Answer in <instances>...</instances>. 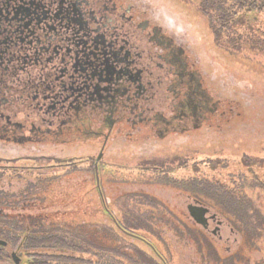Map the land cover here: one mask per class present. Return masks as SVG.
I'll return each instance as SVG.
<instances>
[{
	"label": "rangeland",
	"instance_id": "1",
	"mask_svg": "<svg viewBox=\"0 0 264 264\" xmlns=\"http://www.w3.org/2000/svg\"><path fill=\"white\" fill-rule=\"evenodd\" d=\"M119 4L134 6L145 20L161 27L186 51L205 88L219 102L217 114L199 130L165 139L144 128L134 131L125 126L114 131L107 143L101 136H90L91 141L85 144L0 143V160L40 168L36 170L39 177L0 184L1 211L8 213L14 202L43 193L48 187L44 184H58L66 203H74L68 209L77 210L81 205L86 212L83 223L88 229L79 235L80 240H95L102 248L120 250L116 255L100 251L99 259L92 255L101 264H140L135 250L161 263L150 247L124 237L116 221L153 244L166 264H264V14L238 19L234 34L227 40L226 36L216 38L208 19L190 3L121 0ZM40 117L43 123L50 121L45 114ZM100 154L97 180L94 170ZM71 161L76 165L68 167ZM195 180L209 182L214 189L223 188L239 200L246 199L247 220L237 225L209 206L211 215L217 214L223 226L214 236L216 224L210 222L206 233L189 216L188 206L195 200L183 189L185 186H180L183 181ZM223 199L228 202L226 196ZM143 200L158 205L154 227L148 224L147 216L145 219L146 212L135 206ZM94 223L96 228L89 227ZM12 254L0 249V264H15ZM74 256L87 258L81 252ZM113 256L118 259L113 261ZM94 260L93 264H99ZM29 262L24 258L20 264Z\"/></svg>",
	"mask_w": 264,
	"mask_h": 264
},
{
	"label": "flooded vegetation",
	"instance_id": "2",
	"mask_svg": "<svg viewBox=\"0 0 264 264\" xmlns=\"http://www.w3.org/2000/svg\"><path fill=\"white\" fill-rule=\"evenodd\" d=\"M11 2L24 9L39 5L44 10L28 11L35 20L28 22L31 26L17 29L18 34L4 26L6 52L0 65H7L5 59L28 67L40 66L42 59L52 62L58 76L52 96L67 100L58 106L61 114H75L77 119L71 125L75 128L83 115L94 122L90 133L84 132V127L76 129L83 136H101L107 143L114 131L129 126L134 131L144 128L156 132L165 139L199 130L217 114L219 102L205 88L196 64L175 40L145 20L134 6L125 7L119 4L121 0H0L3 7ZM39 16L47 20V25L34 22ZM39 76L37 72V80ZM31 92L37 93L38 100L40 91L22 90V95L27 93L30 98ZM40 115L15 117L1 109L0 143H44L49 126ZM74 131L70 130V134ZM97 190L103 194L99 186ZM101 202L104 210V196ZM194 202L209 210L203 230L208 233L213 222L216 228L212 235H219L223 223L217 214L211 215L208 205ZM20 259L22 263V256Z\"/></svg>",
	"mask_w": 264,
	"mask_h": 264
},
{
	"label": "trees",
	"instance_id": "3",
	"mask_svg": "<svg viewBox=\"0 0 264 264\" xmlns=\"http://www.w3.org/2000/svg\"><path fill=\"white\" fill-rule=\"evenodd\" d=\"M181 1L193 4L208 19L210 29L216 38L221 37L222 39L226 36L227 40L228 35L234 34L233 29L237 25L238 19L245 20L244 16L252 13L264 14V0ZM5 5L3 7L0 3V58H3L6 52L3 48V44L5 43L3 35L5 31L4 26L8 27L10 32L18 34L17 29L23 26H31L28 22H33V19L35 20L33 15L28 16V11L44 10L39 5L34 6L32 10H29L30 8L24 9L23 7H19V4L13 2L5 3ZM7 12L11 13L9 17H6L8 16L6 15ZM46 21L39 16V20L34 22L40 25H47ZM218 41L219 39H217ZM20 42L26 43V41ZM239 49L241 50V47ZM4 63L7 64L5 67L0 65V110L5 109V111L11 115H15V117L30 116L33 118L35 114H45L50 117V121H45L47 127H49L45 130L46 137H43L42 141L44 143L66 144L91 141L90 135L83 136V132L76 129L84 127V132L90 133L94 122L83 115L79 121L75 122L78 128L71 126L73 120L77 119V116L75 114L69 116L61 114L58 108V106L65 104L67 100L60 96L55 99L52 96L54 86H56V78H58L54 68L55 65L52 62L42 59V64L38 67H28L13 62L11 64L6 59ZM36 71L40 72L38 80ZM22 90H26L27 92L29 90L40 91L38 92L40 94L38 95V100H35V94L37 93L33 94L31 92V97L28 98L27 93L22 95ZM3 100L6 103H2ZM38 102L41 104L40 107H38ZM51 122L54 123L52 126L49 125ZM72 129H75V131L70 134V130ZM55 131L57 132L56 134H54ZM243 160L250 162L251 159L244 157ZM16 162L0 160V184L4 180L27 181L31 177H39L36 175V170L40 168L14 166ZM70 165L74 166L76 164H72L71 161L68 167ZM34 179L38 180L37 182L43 181L41 178ZM165 181H168L167 178ZM187 183L183 181L180 183V186H185L183 189L188 190L194 200L218 210L231 222L235 221L236 224L238 223L237 225L247 220V208H244L246 199L241 198L239 200L233 193L223 190V188H211L209 187V182L206 181L195 180ZM44 185H48L46 191L34 194L22 200V202H14L11 210H9L10 212L4 213L0 209V240L7 244L5 248L0 247L1 250L12 251V259L13 255L17 257L19 255L22 256V261L24 258L30 259L29 264H93L95 257L99 259L100 251L109 252L111 255L121 254L120 250L115 247L108 246V248H102L96 244L95 240L90 241L84 238L80 240L79 235H83L85 229H88V224L83 223L86 212H83L81 205L80 207H76L77 210L74 208L68 209L74 203L69 200L66 203L63 196H61L64 193L59 190L58 184L50 185L47 183ZM225 196L228 202L223 199ZM135 206L139 208L140 212H146L144 214L145 219L147 216V219H149L148 224L150 227L152 225L154 227V219L158 216L157 213L160 212L158 205L148 200H143L141 203H136ZM134 213L138 215V210L135 209ZM115 224L122 231L124 237L136 239L150 247L154 254L158 255L157 257L161 261L160 264H166L163 256L156 252L155 248H153L154 245L150 244L147 239L133 234V231L128 228L121 227L117 221ZM92 226L96 228L97 224H89V227ZM70 236H73L74 240ZM77 252L83 253L87 258H76L74 253ZM135 253L140 264H158L154 258L149 257L141 250H135ZM112 259L115 261L118 257L113 256ZM96 261L97 263L100 262V260Z\"/></svg>",
	"mask_w": 264,
	"mask_h": 264
},
{
	"label": "water",
	"instance_id": "4",
	"mask_svg": "<svg viewBox=\"0 0 264 264\" xmlns=\"http://www.w3.org/2000/svg\"><path fill=\"white\" fill-rule=\"evenodd\" d=\"M103 154H100V156L97 159L96 162V177L98 180V173H97V163L100 161L102 158ZM188 213L191 219L196 223L197 225H200L202 227H207V214H209V210L207 208H204L203 206L194 204V205H189L188 206ZM7 244L0 240V247H6ZM13 261L15 264H20L21 259L17 258L15 255H13Z\"/></svg>",
	"mask_w": 264,
	"mask_h": 264
}]
</instances>
